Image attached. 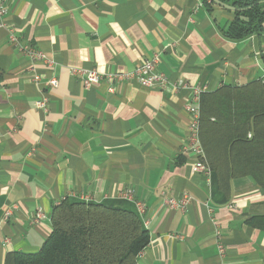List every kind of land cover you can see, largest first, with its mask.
<instances>
[{
	"label": "crops",
	"instance_id": "obj_1",
	"mask_svg": "<svg viewBox=\"0 0 264 264\" xmlns=\"http://www.w3.org/2000/svg\"><path fill=\"white\" fill-rule=\"evenodd\" d=\"M207 3L0 0V264L40 251L64 198L136 209L120 197L126 188L144 202L151 235L139 264H264V229L247 221L264 214V190L241 176L228 202L213 200L211 181L194 170L186 108L194 87L264 78V29L231 39L224 30L234 11ZM11 35L45 58L22 53ZM153 57L169 80L164 90L116 77ZM73 68L104 78L85 87ZM183 193L185 206L165 204ZM39 210L45 217L35 222Z\"/></svg>",
	"mask_w": 264,
	"mask_h": 264
},
{
	"label": "trees",
	"instance_id": "obj_2",
	"mask_svg": "<svg viewBox=\"0 0 264 264\" xmlns=\"http://www.w3.org/2000/svg\"><path fill=\"white\" fill-rule=\"evenodd\" d=\"M219 1L236 8L226 36L240 40L263 31L264 0ZM200 138L216 203L230 200L237 177H251L264 190V78L202 93ZM247 221L264 229V214ZM51 222L39 252L9 253L4 264H139L151 241L137 209L111 200L66 197L53 208Z\"/></svg>",
	"mask_w": 264,
	"mask_h": 264
},
{
	"label": "built area",
	"instance_id": "obj_3",
	"mask_svg": "<svg viewBox=\"0 0 264 264\" xmlns=\"http://www.w3.org/2000/svg\"><path fill=\"white\" fill-rule=\"evenodd\" d=\"M6 9L0 8V19L5 15ZM10 39L12 43L18 45L22 53L32 54L38 56L40 59L45 58V54L41 51H38L30 43L22 42L18 40L15 36L11 35ZM72 72L74 74L83 75V84L85 87L93 86L104 78V74L98 71L96 68H73ZM116 77L119 79L125 78H137L140 84L147 88L164 90L169 84L167 76L157 70V60L156 58L146 59L144 62L139 64L132 72H119L116 74ZM50 84L54 87L58 85L57 78L50 80ZM110 91H114L113 85L110 86ZM206 92L205 87H194L192 88V98L191 101L187 104V111L190 113V122H189V150L195 156L194 170L198 173L203 174L208 181H211L212 170L206 159V153L200 138V117H201V96L202 93ZM47 104L46 99H42L37 102L38 107H45ZM120 197L124 200L131 201L135 204L138 213L143 216L145 213V204L141 199L135 197L134 191L131 188H126L120 193ZM191 200V195L188 193H183L181 197L176 198L174 196H168L165 199V204L171 207L185 206ZM232 208V205H229ZM44 212L39 210L34 217L35 222H39L44 218ZM220 232L217 231L216 235H219ZM224 245L222 242H219V254L220 256L224 253Z\"/></svg>",
	"mask_w": 264,
	"mask_h": 264
},
{
	"label": "water",
	"instance_id": "obj_4",
	"mask_svg": "<svg viewBox=\"0 0 264 264\" xmlns=\"http://www.w3.org/2000/svg\"><path fill=\"white\" fill-rule=\"evenodd\" d=\"M215 2H216L217 4H219V5H221V6L225 7V8H227V9L232 10V11H235V10H236V8H235L234 6H231V5L225 4V3H223V2H221V1H219V0H215Z\"/></svg>",
	"mask_w": 264,
	"mask_h": 264
}]
</instances>
